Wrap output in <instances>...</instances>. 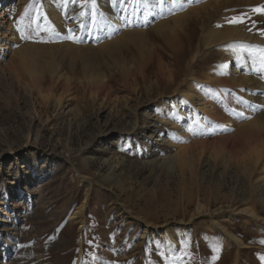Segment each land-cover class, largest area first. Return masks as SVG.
Here are the masks:
<instances>
[{
  "label": "rangeland",
  "instance_id": "374dc122",
  "mask_svg": "<svg viewBox=\"0 0 264 264\" xmlns=\"http://www.w3.org/2000/svg\"><path fill=\"white\" fill-rule=\"evenodd\" d=\"M210 1L0 0V264H264V167L233 138L238 123L264 112V0ZM204 3L213 5L208 14L192 10ZM109 11L122 24L105 31L98 19ZM166 26L181 39L175 49ZM205 27L228 37L205 47ZM135 30L144 33L147 66L134 43L117 48L133 80L102 50L86 71L108 89L89 87L62 51ZM26 45L51 48L53 72L31 75L36 67L18 62ZM241 75L254 82L237 86ZM231 85L243 89L236 104ZM195 93L222 118L192 104ZM221 136L228 143L213 145ZM231 147L235 162L226 159ZM244 206L252 219L222 216Z\"/></svg>",
  "mask_w": 264,
  "mask_h": 264
},
{
  "label": "bare ground",
  "instance_id": "6f19581e",
  "mask_svg": "<svg viewBox=\"0 0 264 264\" xmlns=\"http://www.w3.org/2000/svg\"><path fill=\"white\" fill-rule=\"evenodd\" d=\"M225 1L226 0H211L209 3H212L213 5L217 4L219 7H222L225 4ZM247 1H251L252 2V1H255V0H247ZM164 2L165 1H163V3ZM209 3L208 4L204 3V4L200 5L197 8H193L192 10H198V11H202V13H204V14H208L207 12H205V10H206L207 5H211ZM213 5H211V6H213ZM69 14L71 16L70 23L73 24L75 21H77V17L75 15H73L74 13H72V12L69 13ZM107 14H109V15H102L98 19V23L100 25H102V27H103V25H105V27H103V30L107 31L106 28H108L110 24L114 25V28L121 26L122 23L120 22V20L117 19L115 13L109 11V12H107ZM182 16H185V15L181 14V15L175 16L174 17V21L176 20L177 22H179L180 18ZM163 25H164L163 23L160 24L161 27ZM6 26L9 29L8 30V35H10V38L7 39L8 40L7 45H9V47L11 49H13L15 47L16 41L12 37L13 30H12V27H11V23L6 25ZM162 31H163V33L165 35L163 37V39L165 41H167V43H166L167 47H169V48L172 47V48L175 49L176 48L175 45L177 43L181 44V39L179 38V36L177 35V32L175 30L173 31L172 28L169 29L166 26ZM226 31H230V30H226ZM236 32L238 34L237 38H240V37L244 36L243 39H245V37L248 36L246 34H239L238 30H235V33ZM126 33L127 34H121L120 35V37H119V38H121L120 40H118L119 38H117L116 40H111L109 42H104L103 44L99 45V47L91 48V46H89V45L84 46V47H80V46H75V45H71V44H65L63 46L62 51L65 52L66 54L70 52V58L68 59V65L70 67H73L74 65H80L82 67V69L85 71L84 74H85V77L87 78V85L89 87H91L92 89L95 88L94 90H96V89L97 90L108 89L109 88L108 82L104 81L102 78H100V74L98 72L97 73L96 72H91V74H86V71L88 69L96 68L95 67V62H93L94 54H96V53H98L99 51L102 50V51H105L106 53H108L109 55H111L118 62V64L120 63L119 71L122 74L125 75V78L127 80H133L132 73L129 70V67H127L125 65V63L122 61L121 53L118 51L117 48H118L119 44H122L125 47H127V46H129L130 42L134 43L137 47H139L141 49V50H137L138 51L137 60H138V58L141 57V55L145 51L144 33L141 30H135V31L126 32ZM2 35L4 37V34H2ZM202 35H203V41H204L205 47H208L210 44H212V42H217V40L219 41V40H222V39L228 37V36H226L225 34H223L220 31H210L206 27L202 29ZM146 50H147V48H146ZM148 50H149L148 54H152L153 53L152 47L149 48ZM50 51H51V48H47V47H37V46H29V45L23 46L22 48H20L17 51L18 54L20 55V57L22 58V59H19L18 62L22 63V61H23V63H25V64L29 63V66L36 67V69L32 68L31 69L32 71L28 69L30 74L32 73L33 75H36L38 73L37 75L42 76L45 72L51 73V72H53V71H50L51 68H52V65H54V63L57 60H55L56 57H54V55H51L49 53ZM196 54H197V52H194L192 54V56L190 58L192 62L195 60V55ZM229 57L234 58V54H229ZM158 60H159V57L156 56V62ZM148 62H150L148 60V55H147V58H146V56H144V54H143L142 65H140V66L141 67H143V66L146 67ZM40 69L43 72V74H40L41 73ZM158 73L161 74L162 71H158ZM21 74H22V72H21ZM55 80L52 79L53 82H55ZM207 80L210 81L209 84H211L212 80H209V78H207ZM215 80L219 84L220 83L221 84H230L228 78H220L218 80L217 79H215ZM215 80H213V82ZM159 82H161V83L162 82H166L168 84L171 81L160 79ZM249 82H254V81H252L248 77H244L243 75H241L239 77V83L240 84H237V86H242V84H245V83H246V85H244V86H247V84ZM185 83H188V82H185ZM250 84H252V83H250ZM255 85H256V83H255ZM255 85H253V87H255ZM41 86H42V82L39 81V83L37 85H35V88L38 89V90H41ZM180 86L181 85H179V87ZM231 86H233V85H231ZM233 87L234 88H232V89L234 90V100L231 101V102H233V104H236V103H234V101L235 100H237V101L240 100L239 96H241V93H242L243 89L239 90V89L236 88V86H233ZM252 90L253 91L245 90L244 94L247 95L250 92L253 93L255 91L260 90V88L259 89H254L253 88ZM183 93H184L185 96H189L188 98H192V96H191L192 94L190 92L184 91ZM188 93H189V95H187ZM253 94H255V93H253ZM194 97L196 99L192 100V104H195V106L197 108L202 109L204 111H207L208 113L212 112L216 116L221 117V114L217 113V111H215V110L214 111H209V108L211 107L210 102H208L204 97H202L201 95H197L196 93H195ZM58 100H60V99H58ZM212 109H214V108H212ZM233 134H234L233 138L236 140L237 149L240 152L245 153V156L247 157V160L250 161L251 163H258L259 162V163L262 164V167H264V112L261 113L260 115H256L255 117H253L252 119H250L248 121H245V122H242V123H238L236 125V130L233 132ZM217 141L219 142L218 145L226 144V143H228V137H226V138L222 137V136L218 137L212 142V144L216 145ZM188 148L189 147L182 148L181 150H179L177 155L179 156V155L186 154V151L188 150ZM215 155H216V153H215ZM227 155H228V157L226 158L227 160H230L231 162H235L234 157L236 155V148L235 147H231L229 149V154H227ZM237 162L240 163L241 167L243 168V171H247L245 169L246 165H244L245 164L244 161L237 160ZM82 206H83V203L77 208L76 213H80L82 211ZM199 207L200 206L197 207V213H200ZM254 214L256 215L255 211L253 210V208H251V206H247V207L244 206L243 208L238 210L236 213H231V212L230 213H225L222 216L226 217V218H229V219H234V216H236V215H246L247 217L251 218ZM74 217H75L74 214L71 215V218H74ZM210 218H212V219H210L211 220L210 225L212 227H215L217 225V223L215 221V215L214 216L213 215L210 216ZM146 227H149V225H146ZM179 228L180 229H185V226L181 225ZM165 236H166V239H167V242L165 243L166 247L168 249H172V247L175 245L174 239L167 232H165ZM232 237L234 238L235 242H237L239 245L241 244V241L239 240V238H237L235 236H232Z\"/></svg>",
  "mask_w": 264,
  "mask_h": 264
},
{
  "label": "snow or ice",
  "instance_id": "6c2138e0",
  "mask_svg": "<svg viewBox=\"0 0 264 264\" xmlns=\"http://www.w3.org/2000/svg\"><path fill=\"white\" fill-rule=\"evenodd\" d=\"M262 11H264V9H261ZM233 22H242V20H235ZM68 38H71V37H68ZM259 52H260V56H261V68H264V48H261L259 49Z\"/></svg>",
  "mask_w": 264,
  "mask_h": 264
}]
</instances>
